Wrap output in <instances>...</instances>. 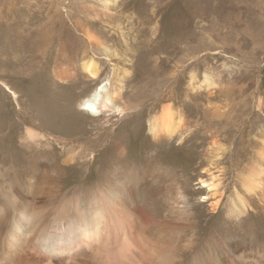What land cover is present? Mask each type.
<instances>
[{"label":"rangeland","instance_id":"obj_1","mask_svg":"<svg viewBox=\"0 0 264 264\" xmlns=\"http://www.w3.org/2000/svg\"><path fill=\"white\" fill-rule=\"evenodd\" d=\"M88 55L100 65L98 80L80 72ZM61 69L77 77L60 82L55 72ZM206 76L213 82L210 87L203 83ZM100 82L111 89L122 84L123 95L115 101L122 112L114 106L93 117L79 110L82 98ZM7 86L18 93L19 104ZM169 103L184 114L181 136L155 140L150 120ZM27 129L46 136L59 162L75 156L70 165L62 164V204L80 201L100 168L109 162L113 169L111 159L125 149L129 164L157 160L155 169L168 170L175 182L188 186L198 216L193 234L198 232L199 246L190 253L181 246L178 264H192V253L194 260L196 250L206 252L208 247L201 245L207 242L216 246L219 264H239V258H225L221 247L228 233L246 237L244 242L247 233L252 235L240 221L234 228L227 217L235 188L252 205L243 223H253L257 234L264 235V0H0V156L13 174L12 162L17 163L28 144L36 148L25 138ZM259 168L263 184L248 194L243 181ZM213 175L222 178L224 196L216 212L203 201L207 192L199 183ZM91 196L106 210L102 231L91 243L82 239L75 254L54 261L36 247L5 259L6 219L0 224L5 230L0 264H159L151 258L174 247L171 242L155 252L149 236L144 239L154 220L146 206L113 217L105 194L94 190ZM4 199L0 220L6 211L12 216L9 198ZM52 216H61L59 207L47 215ZM138 218L143 223L136 225ZM242 253L248 258L243 255L244 264H255L259 253L264 264L257 242L245 245Z\"/></svg>","mask_w":264,"mask_h":264},{"label":"bare ground","instance_id":"obj_2","mask_svg":"<svg viewBox=\"0 0 264 264\" xmlns=\"http://www.w3.org/2000/svg\"><path fill=\"white\" fill-rule=\"evenodd\" d=\"M105 13L109 15L107 12ZM108 17H111V14ZM45 24L47 23L45 22ZM86 53L88 54V52ZM79 67L81 74L89 80L95 81L99 79L101 72L100 65L96 61L95 56L88 55V57H84ZM55 76L58 81L65 82L73 77L76 78L77 74H73V77H71L65 69H61L55 72ZM203 83L207 87L213 85L209 76H206ZM5 88L19 104L17 99L18 93L9 86ZM122 95V84L111 89L106 83L100 82L90 93L82 98L81 102L79 101V110L86 112L89 116L98 117L104 111L113 109L115 101L119 98L121 99ZM172 104L163 105L158 115L150 120L149 126L155 140H161L162 137L173 139L177 135L181 136L180 127L184 124L183 120L185 121L184 114L179 111L180 109L176 110ZM115 108L122 112L118 107L115 106ZM25 138L30 142H34L36 148L33 149L28 144V150L21 158L19 157L20 159L17 163L12 162L13 165L16 164L14 174L5 169V166H7L6 161L0 156V181L4 182L0 186V200H5V196L9 198L8 201L11 205L9 208L12 212V216L8 217L9 212L7 213L6 211L4 219L0 220V224L6 219L10 221L5 224V226L10 228L5 232L8 237L6 239L8 243L5 259H9L13 255L16 256L18 253L24 256L30 252L25 249L26 247H36L38 251L42 250L48 255L50 261H54L75 254L82 239L91 243L95 236L102 231V222L106 218V210L103 207L102 201L97 196L90 197V191L94 190H100L101 193L106 195L108 198L106 203L110 204L108 205L110 208L112 207L110 213L113 217L119 213L135 214L132 209L136 211L142 205L146 206L147 210L152 211L151 216L154 220L147 228V235L144 236V239L149 236L148 238L154 242L155 252L157 251V247H164L171 242L175 244L172 249H164L163 253H158L154 259L151 258L152 261H158L159 264H178L181 260V253H178L181 250V246L186 249L184 253L193 252L199 246L195 245L198 240V232L195 235L193 234L199 228L197 222L198 216L194 213V205L188 196V186L186 184L182 186L178 182H175V177L171 176L168 170L164 168L155 169L153 165L156 164L157 160H149L145 164L131 165L126 159L127 154L125 149H121L111 161L109 160L110 162H115L116 166L109 170V162L104 164L107 170L104 167L103 169L100 168L97 181L93 185H89L90 187L83 190V192L81 191L80 201L75 203L68 201V203L63 202L62 204L61 197L66 199L63 193L64 183L62 176L65 171L62 164L70 165L69 162H72L75 156L69 155L61 163L59 162L58 154L54 151L53 145L47 142L46 136L44 138L41 132L27 129ZM42 140H45L44 144H42ZM262 141L263 150L260 149L264 154V140ZM39 148H41V151H37ZM116 148L118 149V147ZM257 152L260 151L258 150ZM157 163L159 162L157 161ZM255 165L257 166V164ZM3 171L4 173H2ZM262 172L263 169L259 168V170H254L246 176L243 185L248 194H255V191L261 188L263 182L260 181L262 177H260V174ZM221 179L220 176L213 175L209 179L200 178L199 182L203 184L201 188H205L207 192L204 195L203 201L209 202L213 212H216L223 202V192L220 191L222 185ZM17 182L19 183L17 184ZM234 190V195H231L229 199L230 207L227 217L231 219L234 228L238 227V222L240 221V225L244 226L248 231L251 230L252 235L247 233L249 239L247 238L248 240L244 242L242 240L246 237L238 239L232 233L225 234L227 237L224 238L225 241L221 247L226 252L223 253L225 258L228 256L229 259L239 258V264H244L243 262L245 261L242 260V257L244 255L247 258V256L242 253L243 247L245 245L248 247L249 245H256L257 242L264 251V235L260 237L257 234L253 223H243V216L249 213L252 205L247 201L246 194H243L240 190H236V188ZM55 207L60 208L61 216L47 217L48 213L53 211ZM66 207H73V211L66 212ZM134 220L136 225L143 223V219L141 218ZM4 231L0 227V238ZM26 239L28 242L24 246L22 241L25 242ZM201 246L208 247L206 252L202 254L199 249L195 252L197 257L204 256L203 259L196 257L193 260L192 253L188 261H191L192 264H194L193 261L195 264H219L216 258L219 252H214L216 246L208 242ZM259 257L260 253L254 258L255 264L257 260L261 264ZM184 264L190 263L185 262Z\"/></svg>","mask_w":264,"mask_h":264}]
</instances>
